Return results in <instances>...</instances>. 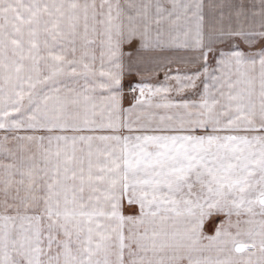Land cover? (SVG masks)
Segmentation results:
<instances>
[{
	"label": "snow or ice",
	"instance_id": "1",
	"mask_svg": "<svg viewBox=\"0 0 264 264\" xmlns=\"http://www.w3.org/2000/svg\"><path fill=\"white\" fill-rule=\"evenodd\" d=\"M0 152V264H264V0H0Z\"/></svg>",
	"mask_w": 264,
	"mask_h": 264
},
{
	"label": "rangeland",
	"instance_id": "2",
	"mask_svg": "<svg viewBox=\"0 0 264 264\" xmlns=\"http://www.w3.org/2000/svg\"><path fill=\"white\" fill-rule=\"evenodd\" d=\"M217 2H221V0H217ZM223 3L225 4H232L234 6L239 7L241 4L243 7L247 10L249 8H252L254 5L258 6L259 0H223ZM225 12L228 11V8L226 7ZM139 42H134L132 46L125 45L124 46V52L127 54L129 52L132 53L131 57L128 55H125L121 59V63L124 65L125 70H128L129 72H142L143 75H124L122 82H121V88H120V95L122 97V106L124 109L130 108L132 103L134 102V99L136 96L139 95V91L137 90L135 93L132 92L131 88L134 84H147L150 86H161L166 85L168 81L165 80L164 73H160L158 75H151V70L155 69L158 65H160L163 62L167 61V57L164 51H172L173 58H175L173 61L176 66H181L182 61V49H175V48H166V49H147V50H140L137 51ZM171 56H169L170 58ZM173 69V68H172ZM150 72V73H149ZM175 73V71H173ZM134 119V116L132 117ZM23 134V133H21ZM38 135V132L36 133ZM68 135H71V132L66 133ZM82 134H89V133H82ZM7 158V157H6ZM1 158L0 161L8 162L5 159ZM132 214L131 210L129 209V206H125V215ZM223 218V217H221ZM235 219V217H233ZM211 234V233H209Z\"/></svg>",
	"mask_w": 264,
	"mask_h": 264
},
{
	"label": "crops",
	"instance_id": "3",
	"mask_svg": "<svg viewBox=\"0 0 264 264\" xmlns=\"http://www.w3.org/2000/svg\"><path fill=\"white\" fill-rule=\"evenodd\" d=\"M163 53H165V55H166V57H167V61L166 62H163V63H161L160 65H166L167 63H168V61L169 60H171V61H173L175 58H173V52L172 51H168V50H166V51H164ZM181 54H182V61H181V66L180 67H178V66H176L175 65V63H174V61H173V63H172V65H171V67L173 68L172 69V71H175L176 70V68H179L182 72L183 71H185V70H187V68H186V65L183 63V61L184 60H187L189 57H190V53L187 51V50H185V49H182V51H181ZM169 56H171L170 58H169ZM122 64V63H121ZM122 66H123V69H124V75L126 76V75H135V76H137V75H140V76H142L143 75V73L142 72H139V73H137V72H133V74H132V72H129L128 70H125V68H124V65L122 64ZM150 73V72H149ZM160 73H164V71L163 70H159L158 69V66L157 67H155V69H153V70H151V75H158V74H160ZM190 95V94H189ZM121 108L122 109H124L123 108V106H122V97H121ZM124 113L122 112L121 113V118L123 119V117H124ZM134 119H135V116H134ZM24 134V133H23ZM45 133H43V132H38V135H44ZM89 134H91V133H89ZM97 134H110V133H108V132H104V133H97ZM123 134H125V135H127V134H129L128 133V130H123ZM0 157L1 158H6V155L4 154V153H2V152H0ZM8 158V157H7ZM5 159L6 161H8V159H10V158H8V159ZM42 163V162H41ZM127 205V203L125 202V206Z\"/></svg>",
	"mask_w": 264,
	"mask_h": 264
}]
</instances>
